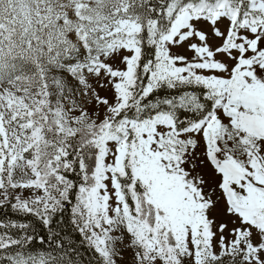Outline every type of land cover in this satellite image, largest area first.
I'll return each mask as SVG.
<instances>
[{
	"label": "snow or ice",
	"instance_id": "6c2138e0",
	"mask_svg": "<svg viewBox=\"0 0 264 264\" xmlns=\"http://www.w3.org/2000/svg\"><path fill=\"white\" fill-rule=\"evenodd\" d=\"M0 264H264V0H0Z\"/></svg>",
	"mask_w": 264,
	"mask_h": 264
}]
</instances>
